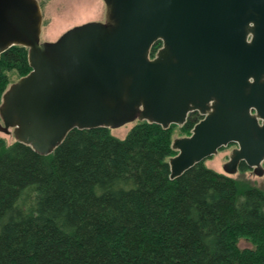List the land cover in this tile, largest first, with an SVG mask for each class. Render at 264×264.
Wrapping results in <instances>:
<instances>
[{
  "label": "water",
  "instance_id": "obj_1",
  "mask_svg": "<svg viewBox=\"0 0 264 264\" xmlns=\"http://www.w3.org/2000/svg\"><path fill=\"white\" fill-rule=\"evenodd\" d=\"M102 1L103 22L42 42L37 0H0V55L23 47L31 69L1 97L0 133L47 156L72 130H166L197 112L172 141L170 180L230 144L224 173L264 176V0Z\"/></svg>",
  "mask_w": 264,
  "mask_h": 264
},
{
  "label": "trees",
  "instance_id": "obj_2",
  "mask_svg": "<svg viewBox=\"0 0 264 264\" xmlns=\"http://www.w3.org/2000/svg\"><path fill=\"white\" fill-rule=\"evenodd\" d=\"M9 69L30 72L27 49L0 55V104ZM174 127L141 122L124 140L72 130L47 156L0 140V264H264V183L202 162L170 180Z\"/></svg>",
  "mask_w": 264,
  "mask_h": 264
},
{
  "label": "rangeland",
  "instance_id": "obj_3",
  "mask_svg": "<svg viewBox=\"0 0 264 264\" xmlns=\"http://www.w3.org/2000/svg\"><path fill=\"white\" fill-rule=\"evenodd\" d=\"M43 14V27L41 33L42 42H54L67 30L88 22H103L105 20V5L102 0H37ZM6 78V89L17 82L21 76L17 69H9L4 72ZM4 91V92H5ZM3 92V93H4ZM3 95V94H2ZM0 118V123H1ZM141 122L135 121L126 124L117 129H110L109 134L119 140H124L128 133ZM172 141L176 138L186 137L179 128L174 127L171 130ZM0 140H3L7 146L15 142L10 132L9 134L0 133ZM234 145L222 147L215 155L204 160L203 165L223 176L231 179H244L251 182L256 187H261L264 183V176L258 177L252 170L241 173L238 171L234 175L224 173L223 166L227 163ZM264 167V164H263ZM240 187H242L240 185ZM241 189V188H240ZM239 249H251V245L246 240H240L237 244Z\"/></svg>",
  "mask_w": 264,
  "mask_h": 264
}]
</instances>
